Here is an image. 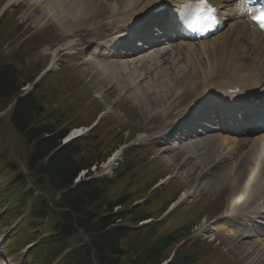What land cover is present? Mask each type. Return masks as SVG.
Masks as SVG:
<instances>
[{
  "label": "rangeland",
  "instance_id": "rangeland-1",
  "mask_svg": "<svg viewBox=\"0 0 264 264\" xmlns=\"http://www.w3.org/2000/svg\"><path fill=\"white\" fill-rule=\"evenodd\" d=\"M3 1L0 0V4ZM33 3L34 0H22L16 10L0 17V63H12L23 78L32 74L37 76L47 61L49 62L48 55L45 54L43 58H39V52L45 53V49L53 48L63 42L66 36L64 30L56 22L57 19L47 17L41 7L35 6ZM50 3H59V0H51ZM27 26L29 29L26 30ZM89 54L94 59L97 58L91 53V50H89ZM55 60L57 65L36 89V94L45 107L47 114L45 118L54 120L60 118L62 124L71 129L87 126L100 116V122L91 131L92 134L82 142V150L86 158H105L119 145V141L134 142L151 118L149 119L148 110H142L148 106L136 105L133 102V97L130 99V95H127L129 91L133 92V87L130 85L133 76L128 79L120 72L114 73L115 78L109 76L105 79L100 73H97L101 71H93L88 64H84V56L78 57L76 54L59 52L55 56ZM128 68L132 71L131 67ZM139 71H141L140 68H137L136 74ZM125 92L127 93L125 94ZM121 93H123L122 96ZM10 103V99L0 100V160L5 159L9 164H12L13 170L10 167L5 168L6 166L0 167V170L21 184L25 180L23 179L21 182L19 180L21 178H18L17 175L20 176V172L25 169V160L29 150L20 134L11 127L8 116ZM148 108H151L150 111L153 112L155 105L151 103ZM153 131L156 134L159 129L155 127ZM135 143L137 142L135 141ZM132 146V148L142 147L141 144ZM134 151L130 155L134 165L133 170L128 175L115 179L112 184L107 186L103 196L105 201L127 197L125 204L120 208L121 210L129 208L134 203H140L143 206L139 208V211L150 216L151 219L162 214L169 201L179 198L184 192H190V197L184 198L181 205L179 204L175 218L184 217L189 229L213 222L210 234L213 233L220 240L219 246H216L218 239L213 244L217 253L224 255L225 258L230 256L239 264H264V248L254 246V239L241 238L240 236L238 238L237 231L233 233L227 228L222 230L217 224L215 219L223 215L227 204L233 200L225 190L215 197V194L207 195L204 191L197 189L195 179H189L186 171L180 167L184 158L183 151L161 152L156 149V145L152 146V150L146 145L141 150L135 149ZM152 151L157 161L152 162L153 158L148 156H151ZM160 164L167 171L160 170ZM169 172L178 179L166 182L167 178H163V175L166 173L169 175ZM131 175L132 177H130ZM155 179L156 183L161 181H165V183L147 195L148 191L145 190V187ZM47 182L43 181V188L38 187L44 194ZM40 190H38L39 194L34 192L32 197L29 196L26 205H29L30 209L33 208L35 202L40 200ZM225 193L227 196L222 198ZM46 194L50 196L48 193ZM51 197L53 200L56 199L55 195L49 198L51 199ZM2 209L0 207V212ZM120 209L118 211H121ZM48 218L56 222L61 220V215L51 208ZM190 221L192 224H196L193 226ZM10 222L11 220L8 221L6 227H10ZM124 223L127 224L125 221ZM46 226L49 224L46 223ZM6 227H0V233L9 229ZM83 237L84 235L77 230L73 242L78 243L83 240ZM152 241L153 239L149 240V242ZM177 246L178 244L173 249ZM185 246L194 255L193 264H201L197 262L198 256L213 254V251L205 243ZM125 254L118 264H135L133 255ZM166 254L167 251H164L159 259ZM143 264H154V262L146 261Z\"/></svg>",
  "mask_w": 264,
  "mask_h": 264
},
{
  "label": "trees",
  "instance_id": "trees-1",
  "mask_svg": "<svg viewBox=\"0 0 264 264\" xmlns=\"http://www.w3.org/2000/svg\"><path fill=\"white\" fill-rule=\"evenodd\" d=\"M34 76L32 74L23 78L12 63H0V99L17 96L21 87L31 82ZM36 89L16 97L10 112V122L29 148L26 163L28 169L38 177L37 184H42L40 179L44 175L53 190H64L60 194L59 206L67 208V211L60 212L61 228L57 226L54 234L45 238V242L41 241L39 246H48L51 257L66 245L69 237L76 235L78 229L85 234L88 242L80 243L74 253L68 254L65 264H89L92 258L98 264H118L125 253L133 255L134 263L142 264L148 260L157 264L160 255L168 251L169 246L179 236L168 234L155 238L153 233V241L149 242L151 232L143 233L142 229H133L124 223L136 224L144 215L134 208L124 214H112L113 207L125 204L126 197L111 201L103 199L106 184L131 172L132 167L127 163V158L111 180L102 184L82 181L70 188L80 169L88 167L93 159L86 158L83 154L84 140L58 148L68 132V127L62 124L60 118H45V107L38 98ZM47 213L48 209L40 207L32 210L37 221ZM117 219L120 223L116 222ZM48 261L49 259H45L44 264ZM191 261V253L182 246L176 250L171 264H190Z\"/></svg>",
  "mask_w": 264,
  "mask_h": 264
},
{
  "label": "bare ground",
  "instance_id": "bare-ground-1",
  "mask_svg": "<svg viewBox=\"0 0 264 264\" xmlns=\"http://www.w3.org/2000/svg\"><path fill=\"white\" fill-rule=\"evenodd\" d=\"M50 2L51 0H34L33 4H35V6L39 5L43 13H46L47 17H50L51 19H57L56 22L59 24L61 29L64 30L66 36L63 42L58 43L53 48L49 47L48 49H45V53L39 52V58H43L45 54L48 55L49 57V62L47 61V64L45 65L43 70H45L51 65L52 66L54 65L55 56L59 52L68 53L75 49L78 50L76 48L77 44L81 46L85 37L80 33V31H78V28L91 26L92 22L94 20H97V18L100 15L102 18L111 15V13L108 14L109 13L108 4L102 0H88V1L59 0V3H50ZM142 9H144V7H142ZM256 39H258L257 42H261L262 40V38H256ZM254 44H256V42L251 40L248 44V47H251ZM188 49L189 48H187L186 50ZM246 50L247 52L244 53L245 57H241L242 54L239 57L238 56L236 57L237 60L236 65H238V62L244 61V65L246 67L252 66L254 70H256L260 65V63L264 61V49H262V47H257L256 51H254L252 54L250 53L251 50L249 48ZM229 52H230V48L225 49L226 54L230 55ZM184 56L186 59L185 62L183 61L184 62L183 65L181 64L178 67V65L176 64L173 69H170V67L173 66L171 65V61L165 62L167 64L161 69V71H156L155 75L152 74L150 77H148L147 81L149 85L148 84L146 85L149 87V90H144V91H139L138 84L135 83L137 78H139L140 80L142 79L141 78L142 74L145 73L144 67H141L140 68L141 72L139 74H136L137 65L136 66L132 64L130 65L129 63H125L123 61H119V65H117V63L114 62L94 63V62H89L88 60H84V64H88L91 70L93 71H101L97 73H100L101 76H103V78L105 79H107L109 76L115 78L114 73H120V72H122L126 77H128V79H130V76H133L131 78L132 79L131 85L132 87L136 86V91L134 92L133 96L134 95L136 96L137 94H142V97L145 96V100H141V102L147 103V100H149L155 105V107L158 106V109H161L169 101V99L172 96H174L178 88H183L187 85H191L193 82L196 81L197 78L196 69H199L198 67L199 65L204 66L210 58V55H208L209 58L202 59V57H200L196 60H192V57L189 54L186 56V53H184ZM162 59L163 61L166 60L165 57H163ZM178 61L180 60H177V62ZM143 65L147 68V65H145L141 61L140 66ZM128 67H131L132 71L129 70ZM175 68H177V70H174ZM246 74L248 73H245V75ZM149 105H151V103H148L147 106L149 107ZM148 107L142 110L143 111L148 110L147 113H152L150 111L151 108ZM152 114L150 116H152ZM79 131L82 130L76 128L71 130L70 134H75ZM137 137L138 139H143L145 135L143 133H140L137 135ZM206 143L207 141L203 142L202 145L187 144V147H182V148L188 149L190 153L193 154V152L197 148L199 150H202L200 147H206ZM213 146L214 144L212 145V147ZM216 151H218V154H221L224 150L217 148ZM230 153L232 155V152H225V156H228ZM188 154L189 153H187V155ZM218 157L219 155H215L213 157L211 161L213 166H215V162L218 161ZM223 158H224V163L220 165L218 171L215 172L212 176H208V173L204 176H200L197 184V189H201L207 195H214V194L216 195L218 193L217 189L226 185V184H222L223 180L225 181L228 180L229 182H232L231 183L233 190L232 193L237 192V194L234 196H238L237 200H239L242 194L246 192V189L249 188L250 185L255 186L256 184L259 183L260 180L259 175L261 173V170L258 167V165L260 164V161L259 159H253L250 162L244 160L243 165L239 166L238 169H236V167L232 166L235 160L234 158L228 160H226V157H222V159ZM188 160L189 159H187V161ZM183 196L187 197L189 195L187 193H183L180 196V199H182ZM239 232L248 235L249 233H252V230L250 229L247 223H242L240 225Z\"/></svg>",
  "mask_w": 264,
  "mask_h": 264
},
{
  "label": "snow or ice",
  "instance_id": "snow-or-ice-1",
  "mask_svg": "<svg viewBox=\"0 0 264 264\" xmlns=\"http://www.w3.org/2000/svg\"><path fill=\"white\" fill-rule=\"evenodd\" d=\"M248 14L261 30H264V8H249ZM185 23L193 31H205L213 28L217 23L216 9L209 3V0H196L195 7Z\"/></svg>",
  "mask_w": 264,
  "mask_h": 264
}]
</instances>
